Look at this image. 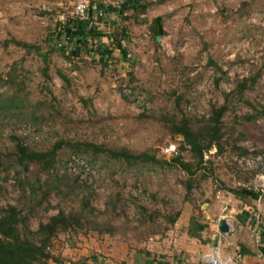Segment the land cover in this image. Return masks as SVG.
Instances as JSON below:
<instances>
[{
	"label": "rangeland",
	"instance_id": "374dc122",
	"mask_svg": "<svg viewBox=\"0 0 264 264\" xmlns=\"http://www.w3.org/2000/svg\"><path fill=\"white\" fill-rule=\"evenodd\" d=\"M76 1L0 0V43L15 40L34 47L28 51L12 43L0 44V82L1 78L10 82L14 90L5 95V101L18 97L27 102L23 109H0L4 134V139L0 136V212L10 205L21 207L29 232L35 233L60 211L80 208L82 197L75 193L74 179L66 175H75L73 171L82 166L78 172L83 178L96 179V197L86 195L96 210V221L59 235L49 252L61 260L70 258L69 244L78 243L82 251L103 237L117 236L141 248L157 239L164 241L172 226L168 230L157 224L162 219L150 224L138 205L149 213L169 215L181 214L187 206L201 210L217 192L224 196L237 181L243 182L229 165L236 158L235 139L241 137L239 145L245 150H264V116L257 111L264 108V73L243 100L235 96L238 82L264 70V0H142L151 4L144 14L129 11L123 19L111 13L106 26L97 27L99 39H93L88 28L85 46L74 42L71 48L57 44L55 49L56 38L65 40L61 31L65 20L75 18ZM89 1L92 7L111 3L120 8L125 0ZM156 19L164 31L157 40L150 29ZM122 30L123 38L115 40ZM36 48L49 54L48 77ZM5 86L0 87L1 93ZM177 96H183L181 109L190 118L208 119L214 108L227 107L223 153L218 154L216 147L206 153L217 180H203L200 172L189 193L184 187L188 177L178 168H133L98 151L91 152L97 162L94 171L79 157L70 161L72 171L58 165L48 172L35 165L21 171L15 164L13 135L26 138L40 151L59 141L93 143L112 150L149 152L167 160L171 156L163 149L178 145L182 159L196 165L184 139L151 117L153 112L178 114ZM192 124L198 126V122ZM80 150L81 146L65 145L59 157L74 153L83 157L86 149ZM20 179L36 186L35 196L28 187L24 193ZM112 199L115 204L108 207ZM224 199L228 202V197ZM64 239L69 243L64 244Z\"/></svg>",
	"mask_w": 264,
	"mask_h": 264
},
{
	"label": "trees",
	"instance_id": "16d2710c",
	"mask_svg": "<svg viewBox=\"0 0 264 264\" xmlns=\"http://www.w3.org/2000/svg\"><path fill=\"white\" fill-rule=\"evenodd\" d=\"M90 4L89 0H86ZM110 3V2H109ZM98 9L102 10L105 15L108 17L109 14L114 13L121 16L123 19H127L125 14L127 12H132L137 15L144 14L147 9L151 6L150 3L143 2L142 0H125L120 8L114 6V4H103V3H95L94 4ZM107 19L102 23L104 26ZM65 24L62 25L61 31L65 34V40L67 47L72 46V43L82 44L80 46L83 47L84 39L86 36L84 35V31L88 29V26L85 23L80 22L76 18H68L64 22ZM85 29V30H84ZM90 29V28H89ZM151 35L157 40L164 35V31L161 25V20L156 19L151 25ZM60 30V29H59ZM74 30V32H73ZM62 32V33H63ZM93 35V39L96 37L99 39V33L97 28L90 29L89 32ZM120 33V32H119ZM124 31L122 30L121 33L117 35L115 40L118 38H123ZM62 35V34H61ZM85 37V38H84ZM69 38V40H68ZM77 38V39H75ZM80 42H79V41ZM61 40L57 38L54 41L53 48L56 49V45L59 44ZM14 44L19 48L24 50L30 51L34 47L18 41H6L4 43H0L5 47H8L10 44ZM120 43V42H119ZM118 43L117 46H120ZM58 48V47H57ZM38 53L43 57L45 63L44 75L48 77L47 72L50 69L49 64V54H43L40 48H36ZM53 51V49L51 50ZM71 55L73 53H77L71 51ZM106 64V62H105ZM264 70H257L256 73L250 78H245L242 81L238 82V86L235 92V96H238V99H244V93L253 88L256 85L258 80L263 75ZM0 87L2 85H7L6 91L1 93L0 92V109L3 111L12 110V109H23L25 108L27 102L25 100H18V97H13L11 101L7 102V98L5 95L10 94V92H14L13 87L10 82H7L1 78ZM6 87V86H5ZM183 100V96H177L176 98V106L179 108L178 114H166L163 112H153L151 117L157 119L160 123L164 124L168 130L173 135L180 136L184 139V142L190 146L194 157L196 158V165L186 162L182 159V157H170L171 159L167 160L164 158H158L154 154H150L149 152H141V153H134L127 148L112 150L106 149L103 146H99L93 143H86V144H77L71 145L69 143L59 141L53 145L47 151H40L34 150L31 146L29 140L24 137L13 135L10 139L13 142L14 151L13 156H15V164L20 167L21 171H28L32 165L38 166L41 169V172H48L50 170L55 169L56 165L60 169H64L65 171L71 170L72 168L68 167L70 161L74 157H79V161H82L84 164L89 166L92 170H95V165L97 164L96 159L91 154L95 151L99 153H106L110 157L126 163L130 165V167L134 166L135 168L138 165H159V166H168V167H175L183 171L186 176L188 177V181L184 183V187L189 193L193 187H195L197 175L201 172V179L212 178L217 180L216 174L214 170L208 167V160H206V153L209 152L212 148L216 147L218 150V154L223 153L222 148V139L227 136L224 129V117L227 111V107H216L213 109L210 117L208 119H195L190 118L184 111L181 109V102ZM258 112L260 116H264V108ZM192 122H198V126L193 127ZM0 129V136L1 138L4 137V134L1 135ZM14 133L15 130L13 131ZM3 136V137H2ZM233 137V136H232ZM243 137V136H242ZM4 139V138H3ZM235 139V138H234ZM9 140V139H8ZM33 140V137L30 139ZM241 137L235 139L234 141V150H235V157L236 158H243L249 156H258L264 155V150H245L244 148L240 147L239 142L241 141ZM34 141V140H33ZM65 145H69L71 148L80 147V151L88 152H81L82 156L77 154H70L65 159H61L60 152ZM84 147V150L82 149ZM92 152V153H91ZM85 153V154H84ZM76 155V156H74ZM85 156V157H84ZM165 157V156H164ZM166 158V157H165ZM75 159L74 161H76ZM233 169L240 175L239 180L243 181L246 184H250L251 181L255 180L256 176L260 173H264V158L263 161L258 163L254 168H242L236 162L230 161V164ZM60 166V167H59ZM82 166L78 169L73 171L74 174H68L66 179H74L72 182L75 186V193L78 194L77 196L82 197L81 206L77 210L73 212H65L60 211L56 216H53L47 223L41 224L38 228V231L35 233L29 232L28 227L25 224V216L22 212V208L16 205H10L7 208L1 210L0 212V264H41V262L46 261L45 264H48L49 261H52L54 264H62L63 260L55 256L51 252H49L50 248L53 246L56 239H58L59 235L65 234L73 227H85L86 225L92 224V221H96L95 218V209L90 205V201L87 194H91L96 197L97 191L95 188V176L93 181L83 179L80 173L78 172L81 170ZM93 170V171H94ZM20 173H18L19 175ZM58 175V174H57ZM59 176V175H58ZM22 181L21 179L19 182ZM91 181V182H90ZM40 182V181H39ZM38 182V185H39ZM22 190L25 192V187H28L31 191V195H36V186L30 182L29 186L25 184L24 181L20 184ZM69 186V185H67ZM28 190V191H29ZM225 192L229 193L230 195H234L236 198L245 200V198H252L253 194L256 193L250 187L243 188V187H234L225 190ZM110 204L108 207L113 206L115 204V200H110ZM142 212L147 213V219H149V223L155 224L158 219H162L161 222L157 224H162V226H166L169 230V226H174L179 217L180 213L177 212L174 215H169L163 213L161 211H155L153 213H149V210L144 207V205L137 206ZM146 221V218H143ZM146 219V220H145ZM146 223V222H145ZM194 225L198 224L195 223ZM25 224V225H24ZM26 226V227H25ZM171 229V227H170ZM117 237V236H113Z\"/></svg>",
	"mask_w": 264,
	"mask_h": 264
},
{
	"label": "crops",
	"instance_id": "0c3cea01",
	"mask_svg": "<svg viewBox=\"0 0 264 264\" xmlns=\"http://www.w3.org/2000/svg\"><path fill=\"white\" fill-rule=\"evenodd\" d=\"M255 192L245 200L217 192L201 210L187 206L164 241L157 239L142 248L119 237L91 241L82 251L78 243H71L69 261L62 256V264H209L203 257L207 253L232 260L229 264H264V195L261 198ZM223 220L229 226L228 233L219 229Z\"/></svg>",
	"mask_w": 264,
	"mask_h": 264
},
{
	"label": "built area",
	"instance_id": "2783aa9c",
	"mask_svg": "<svg viewBox=\"0 0 264 264\" xmlns=\"http://www.w3.org/2000/svg\"><path fill=\"white\" fill-rule=\"evenodd\" d=\"M73 16L78 19L80 22L85 23L88 28H97L102 24V21L106 20L107 16L105 13L98 9L97 7H92V5L86 0H77L73 6ZM69 40V38H68ZM59 48H63L66 46V42L61 41L59 44ZM186 150L190 149V146L185 145ZM163 153L167 156L171 157H182V152L178 145H170L166 146L163 149ZM264 155L258 156H249L243 158H235L234 162H236L242 168H254L259 162L263 161ZM83 178V176H82ZM87 179V178H83ZM235 187H250L251 189L260 193V196L264 195V173H260L256 176L254 183L246 184L244 182L237 181ZM223 198V197H222ZM221 197H217L218 200L222 199ZM230 204V201H228ZM260 236L258 237V241L260 240ZM204 259L209 264H229L232 263V260L224 261L217 255L212 254H204Z\"/></svg>",
	"mask_w": 264,
	"mask_h": 264
},
{
	"label": "water",
	"instance_id": "95a60500",
	"mask_svg": "<svg viewBox=\"0 0 264 264\" xmlns=\"http://www.w3.org/2000/svg\"><path fill=\"white\" fill-rule=\"evenodd\" d=\"M219 229L222 233H228L229 232V226L225 220L220 222Z\"/></svg>",
	"mask_w": 264,
	"mask_h": 264
}]
</instances>
